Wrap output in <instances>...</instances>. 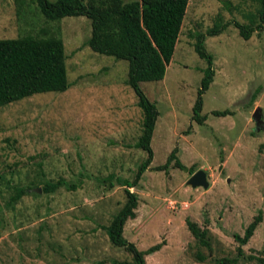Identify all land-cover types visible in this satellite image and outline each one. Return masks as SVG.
I'll return each instance as SVG.
<instances>
[{
	"label": "rangeland",
	"instance_id": "1",
	"mask_svg": "<svg viewBox=\"0 0 264 264\" xmlns=\"http://www.w3.org/2000/svg\"><path fill=\"white\" fill-rule=\"evenodd\" d=\"M258 8L256 0H189L164 79L140 84L159 116L152 163L130 189L138 205L123 236L141 251L161 244L145 264L236 258L234 235L243 236L258 214L262 221L242 248L264 260V126L256 132L252 119L261 108L264 122V23L248 40L232 23L217 36L205 35L214 77L202 97L207 120L192 121L207 66L194 52L195 35L218 20L248 24L253 16L257 24ZM26 35L63 40L70 88L0 108V264L131 263V254L114 247L105 231L126 201L117 179L132 182L147 158L134 147L142 112L126 84L128 62L91 51L85 17L49 21L34 5L17 16L13 0H0V39ZM223 110L231 115H212ZM174 149L186 168L206 172L207 190L188 186L192 175L174 161L157 169ZM59 179L76 188L43 193L45 182ZM9 182L27 190L13 206ZM186 220L209 229L210 249L197 244ZM236 264L260 263L239 258Z\"/></svg>",
	"mask_w": 264,
	"mask_h": 264
},
{
	"label": "trees",
	"instance_id": "2",
	"mask_svg": "<svg viewBox=\"0 0 264 264\" xmlns=\"http://www.w3.org/2000/svg\"><path fill=\"white\" fill-rule=\"evenodd\" d=\"M258 23L250 16L248 24L238 22L223 23L216 21L206 34H196L194 52L206 63L203 78L197 92V99L192 107V121L199 125L207 120L202 115L203 94L209 89L214 77L213 56L205 46V35L209 37L221 34L231 23L238 29L242 39L248 40L252 33L261 30L264 23V0H256ZM16 14L20 16L34 5L39 13L49 21H60L65 17H85L91 22V35L86 45L94 53L106 55L116 60L128 62V78L126 84L137 99V106L142 112V132L134 147L147 154V158L139 165L134 180L117 179L125 188L126 201L105 227L110 243L123 248L132 256V262L115 264H145V256L160 250L161 244L154 245L145 251L127 241L124 226L135 218L138 205L137 194L130 192L148 170L153 159L151 141L159 113L155 103L151 102L141 88V83L156 82L164 79L167 66L170 64L179 39L182 23L189 0H13ZM243 30V31H242ZM245 30V31H244ZM70 88L67 77L66 54L63 40L54 35L39 37L26 35L13 39H0V108L11 103L43 93H63ZM214 117L231 115L229 110L213 111ZM177 149L170 154L164 166L166 169L174 161L175 168L193 175L196 170L186 168L175 156ZM9 186L14 190L9 205H15L27 190ZM60 187L74 190V184H67L59 179L56 182H45L44 194H52ZM262 216L258 214L245 229L243 236L234 235L238 243L237 257L222 258L216 264H236L239 258L255 260L264 264V260L255 256H246L243 246L253 236ZM186 226L200 247L210 249V231L200 228L198 224L186 220ZM203 262L205 257L198 255Z\"/></svg>",
	"mask_w": 264,
	"mask_h": 264
},
{
	"label": "water",
	"instance_id": "3",
	"mask_svg": "<svg viewBox=\"0 0 264 264\" xmlns=\"http://www.w3.org/2000/svg\"><path fill=\"white\" fill-rule=\"evenodd\" d=\"M252 119L255 122V131L259 132L261 127L264 126L261 108H257L255 110L254 114L252 115ZM187 185L192 189L203 188L204 190H207L209 187V182L206 172H204L203 170L195 172L187 181Z\"/></svg>",
	"mask_w": 264,
	"mask_h": 264
},
{
	"label": "bare ground",
	"instance_id": "4",
	"mask_svg": "<svg viewBox=\"0 0 264 264\" xmlns=\"http://www.w3.org/2000/svg\"><path fill=\"white\" fill-rule=\"evenodd\" d=\"M243 31V30H242ZM245 31V30H244Z\"/></svg>",
	"mask_w": 264,
	"mask_h": 264
}]
</instances>
